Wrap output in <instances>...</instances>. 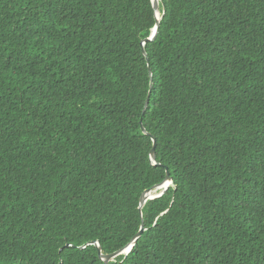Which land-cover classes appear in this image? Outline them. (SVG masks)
<instances>
[{"label":"trees","instance_id":"16d2710c","mask_svg":"<svg viewBox=\"0 0 264 264\" xmlns=\"http://www.w3.org/2000/svg\"><path fill=\"white\" fill-rule=\"evenodd\" d=\"M160 12L0 0V264H264V0Z\"/></svg>","mask_w":264,"mask_h":264},{"label":"water","instance_id":"95a60500","mask_svg":"<svg viewBox=\"0 0 264 264\" xmlns=\"http://www.w3.org/2000/svg\"><path fill=\"white\" fill-rule=\"evenodd\" d=\"M153 1V6H154V10L156 12V16H157V19H158V22H157V26L153 29V32H152V35L151 37L147 38L144 42H145V45L150 42V41H154L156 40V38L158 37V31L160 29V23H161V12H160V0H152ZM165 13V11H164ZM145 54L148 56V59H149V62H150V66H151V58L149 57V54H148V51L147 49L145 48ZM154 82H155V74L152 70V90L154 88ZM151 99H152V91H151V94L149 96V99L147 101V105H146V109H145V114L147 113L150 105H151ZM142 124H143V129L145 131V133H147L148 135H151V136H154L149 130L148 128L145 126V123L144 121H142ZM154 140H155V145L153 147V150H152V159L155 163V165H162L161 163L158 162V155H157V146H158V138L154 136ZM174 183V179L173 177L171 176V173L169 172L168 174V177L166 179V181L160 185H157L155 186L154 188L152 189H149L145 192V194L143 195L142 197V201H141V211H142V217L144 219V207L146 206V204L150 201V200H154V199H158V198H161L163 197L167 191L169 190L170 186ZM146 229V225L145 223L143 224V228L134 236V238L132 239V241L130 242V244H128L126 246V248L118 251V252H115L113 254H104L103 251H102V246L100 245L99 242H92L90 243L91 245L92 244H95L98 248V251H99V256L102 260H104L105 262H110V261H113L115 260V258L117 256H119L120 254H123V253H130V251H132V249L135 247V245L137 244L138 240L141 238L142 236V233L145 231ZM71 246V245H69ZM86 247V246H85ZM84 248V247H83Z\"/></svg>","mask_w":264,"mask_h":264}]
</instances>
